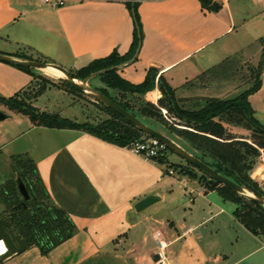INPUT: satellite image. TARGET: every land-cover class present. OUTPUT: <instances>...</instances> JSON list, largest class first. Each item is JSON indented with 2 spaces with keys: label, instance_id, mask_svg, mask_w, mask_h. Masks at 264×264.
Instances as JSON below:
<instances>
[{
  "label": "crops",
  "instance_id": "1",
  "mask_svg": "<svg viewBox=\"0 0 264 264\" xmlns=\"http://www.w3.org/2000/svg\"><path fill=\"white\" fill-rule=\"evenodd\" d=\"M137 1L140 49L134 61H125L117 71L136 84L143 81L149 68H156L176 94L179 89L183 91L184 83L209 67L208 58L215 51L221 59L229 55L225 39L264 9V0H213L219 4L217 10L204 8L199 0ZM64 2L56 6L44 0H0V53L26 52L67 70L82 68L113 52L120 56L130 53L135 22L126 0ZM32 79L30 73L0 62V97L9 98L25 90ZM263 85L262 80L259 90L249 96L251 106ZM228 92L226 89L211 96L222 99ZM197 96L199 100L208 97ZM160 97L157 86L143 95L145 101L154 104ZM4 108L8 116L11 111ZM254 115L258 119L255 109ZM28 121L16 135L8 134L5 145L31 134L22 153L34 162L51 201L72 220L74 232L47 254L28 246L0 260V264H154L152 235L155 230L163 231L166 222L153 217L150 208L137 212L134 206L144 197L156 195L167 200L171 208L176 207L172 189L164 191L168 179L170 184L176 179L166 178L168 174L160 165L135 155L128 146L83 130L35 126ZM232 131L247 134L241 127ZM179 182L186 185L183 179ZM197 183L206 199L210 191L204 192ZM234 210L235 205L232 217L237 226L229 225L234 229L225 237L227 253L209 256L205 263L264 264L263 239L247 230L235 218ZM219 212L224 213L222 208L215 214ZM183 225L168 220L170 231L178 233Z\"/></svg>",
  "mask_w": 264,
  "mask_h": 264
},
{
  "label": "trees",
  "instance_id": "2",
  "mask_svg": "<svg viewBox=\"0 0 264 264\" xmlns=\"http://www.w3.org/2000/svg\"><path fill=\"white\" fill-rule=\"evenodd\" d=\"M199 1L208 10L219 8V4L213 0ZM137 2V0H126V5L135 22V33L130 53L120 56L113 52L105 58L90 62L87 66L68 70L73 78L82 80L91 73L122 64L134 54L141 39ZM12 56L49 62L40 57L33 58L26 52H18ZM232 60L233 58L225 59L218 66L209 69L206 75H200L198 80L215 75V71L225 73L227 67L231 66ZM13 66L30 73L33 79L43 75L35 73L38 70L33 68L21 65ZM263 67L264 60L262 59L257 66L250 68L251 73L243 80V83H251V86L236 97L230 99L206 97L200 99L201 101H198L194 107L184 106L183 103L189 99L178 97L176 89L162 75H158L159 72L156 68H149L143 81L136 84L123 78L117 69H111L96 77L102 86H95V88L139 119L147 118L167 126L169 132L191 145L196 157L218 173L256 194L263 195L264 193L253 177L264 179V166L258 164L254 170L253 168L259 158L264 162V126L255 117L254 109L249 102V96L261 87L260 76ZM33 79L30 85L33 83ZM45 79L47 82L52 81L50 78ZM58 82L80 94H85L60 78ZM156 86L161 92L157 103L145 101L143 95ZM26 89L9 98L0 97V104L11 112L28 117L35 126L83 130L121 147L129 146L134 141L147 137L125 118L102 103L101 106L111 117L97 125H89L61 117L58 114L39 111L32 105L30 101L32 98H29L28 102L26 101V96H28L24 94ZM111 91L116 92V95L113 96ZM41 92L40 90L36 95H40ZM162 109L168 116L177 117L184 128L170 124L163 116ZM233 127H241L248 134L236 135L232 131ZM167 150L166 148L165 153ZM165 153L160 157L159 163L166 164L190 179L197 178L204 188V192L216 191L224 200L231 201L235 205V218L247 230L260 236L264 241V207L236 194L207 175L198 177L195 172L184 170L181 164H169ZM11 166L12 168L17 167L19 179L23 182L29 199L24 200L21 197L16 182L13 180L0 186V204L7 207L14 229L26 240L28 245L36 246L42 254H47L72 236L74 224L64 210L53 204L34 162L28 156H11Z\"/></svg>",
  "mask_w": 264,
  "mask_h": 264
},
{
  "label": "rangeland",
  "instance_id": "3",
  "mask_svg": "<svg viewBox=\"0 0 264 264\" xmlns=\"http://www.w3.org/2000/svg\"><path fill=\"white\" fill-rule=\"evenodd\" d=\"M225 40L227 42L226 46H228L229 42V55L221 59L215 51L213 57L208 58L209 62L207 64L209 67L200 70L196 78L184 83L182 86L183 91L180 89L179 92L177 91L178 94L176 95L178 97L189 99V101L183 103L184 106L194 107L198 101H201L197 96L200 94L215 97L211 95L229 89V92L222 99H230L236 97L251 86V83L244 84L243 80L250 75L251 67L257 66L262 59L264 60V9L256 17L249 18L239 30L237 29V31L230 35V39L226 38ZM230 58H233V60L231 66L227 67L228 69L225 73L215 71V75L206 77L207 79L203 78L198 80L200 75H206L209 69L218 66L222 61ZM207 64L205 63V65ZM36 72L43 75L36 76L33 79V83L24 91V94L28 96L23 95L26 96L27 102L29 98H32L30 100L32 105L39 111L58 114L61 117L89 125L100 124L111 117L105 112L101 103L94 101L90 96L80 94L78 91L59 83V78H56L58 75L50 71H45L47 75L44 71L38 70ZM191 72L194 73V68ZM45 78H50L52 81L47 82ZM260 79L261 84L262 80L264 84V67ZM100 84L97 78H94L88 83L94 89H96L95 86H101ZM40 90L42 92L37 96L36 94ZM111 94L115 96L116 92L111 91ZM252 107L257 111L258 120L264 125V87L258 93V97L252 99ZM1 109H4L5 113L6 109L0 104ZM142 120L149 126L170 137L194 155V149L191 145L182 138L169 132L166 128L167 126L147 118H142ZM26 124H29L27 117L12 112L8 113V116L4 120H0V165L1 171L5 174L12 171L9 157L13 155L23 157L25 154L22 153V148L28 145V138L31 136V134L26 135L18 141H15L12 145H5L9 136L8 134L13 136L15 133L16 135L19 131L26 128ZM165 154L167 155L169 164H181L184 170H191L198 177L205 175L198 169L187 164L174 152L167 150ZM258 164L264 166L261 158L258 159L253 170ZM158 165H160L163 171L170 168L164 163ZM174 171L175 174L173 177L166 175V178H173L176 181L170 184L171 179H168V185L164 186V191H169V189L171 191L172 189L175 194V201L178 202L174 204L177 203V206L171 208V204L167 200H158L148 208H150L153 217L166 222V227L163 231L172 240V244L168 249L171 264H206L205 259L207 257L227 253L229 249V242L225 237L227 232L234 229L229 225L237 226V223L232 217L234 204L229 200H224L216 191H210L206 194V199L203 198L202 189L197 183V178L189 179L188 176L178 173L177 170ZM181 179L185 180L186 187L179 182ZM220 208L223 209L224 213L219 212L220 214L216 215L215 213ZM167 219L184 224L183 228L178 233L170 231ZM188 227H192L191 230L177 238ZM3 251H5V248L0 243V254Z\"/></svg>",
  "mask_w": 264,
  "mask_h": 264
},
{
  "label": "water",
  "instance_id": "4",
  "mask_svg": "<svg viewBox=\"0 0 264 264\" xmlns=\"http://www.w3.org/2000/svg\"><path fill=\"white\" fill-rule=\"evenodd\" d=\"M139 49H140V41L138 43L134 56L131 59L127 60L125 64H128L135 60V58L138 55ZM0 62L11 64V65H21V66L33 68L39 71H43V69H46L48 67H52V68L59 70L64 75V77L60 79L64 80L67 84L84 92L87 96H90L94 101L102 103L103 105L110 108L117 114L121 115L123 118H125L128 122H130L134 127H136L139 131H141L147 137L154 138L160 141L162 144L165 145V147L168 150L174 152L182 160H184L187 164L194 166L200 172L207 175L210 179L217 181L219 184H222L228 187L236 194L241 195L249 200H252L255 203L264 207V194L263 195L256 194L250 191L249 189H247L246 187H243L237 184L236 182H234L233 180L227 178L226 176L218 173L216 170H214L208 164L200 160L198 157L189 153L186 149L181 147L170 137L158 131L157 129L149 126L144 121H142L141 119H139L138 117H136L135 115H133L132 113L124 109L122 106L114 102L110 97L102 94L98 90L91 88L88 85L89 81L102 75L103 73L111 69L121 68L123 66V63L117 66H114V67L96 71L94 73H91L89 76L85 77L84 79L78 80L76 78H73L67 69L55 63L22 59V58H18V57L9 55V54H4V53H0ZM6 117L7 115L4 112L0 111V120H4ZM11 179L12 177H6L4 175H0V186L2 185V183L8 180H11ZM253 179L257 182L260 189L264 193V179H258L254 177ZM17 182H18L17 187H18V191L20 195L22 196L24 200H28L29 195H28V192L23 182L20 179H18ZM158 200H159L158 196L148 195L144 197L142 200L138 201L135 204L134 208L137 212H140L146 209L147 207L151 206ZM5 211H6V207L3 204H0V241H2L6 247V251L0 255L1 261L9 258L10 256L14 254H18V253L25 251L29 246L26 240L22 238L14 229L13 224H12V217L3 215Z\"/></svg>",
  "mask_w": 264,
  "mask_h": 264
},
{
  "label": "built area",
  "instance_id": "5",
  "mask_svg": "<svg viewBox=\"0 0 264 264\" xmlns=\"http://www.w3.org/2000/svg\"><path fill=\"white\" fill-rule=\"evenodd\" d=\"M44 2L53 3V5L56 6L65 4L64 0H44ZM162 114L170 124L179 128H184L177 117L168 116L164 109H162ZM128 147L135 155L141 156L146 160H150L154 164H160V157L163 156L166 150L164 144L150 137L136 140ZM164 172L168 175H174L175 173V171L171 168H168ZM152 238L155 246L154 264H171V259L168 255V249L172 244V240H170L162 230H155Z\"/></svg>",
  "mask_w": 264,
  "mask_h": 264
},
{
  "label": "flooded vegetation",
  "instance_id": "6",
  "mask_svg": "<svg viewBox=\"0 0 264 264\" xmlns=\"http://www.w3.org/2000/svg\"><path fill=\"white\" fill-rule=\"evenodd\" d=\"M1 111V110H0ZM9 160H10V164H11V156L9 157ZM11 168H12V166H11ZM0 175H4V176H6V177H12V179L11 180H8V181H6V182H9V181H15L16 182V187H17V185H18V182H17V180L19 179V175H18V169H17V167H15V168H12V171L10 172V173H7V174H5L4 172H2L1 171V165H0ZM6 182H4V183H6ZM4 183H2V184H4ZM17 190H18V187H17ZM22 197V196H21ZM5 206V205H4ZM6 207V206H5ZM8 209H7V207H6V211H5V213L3 214V215H6V216H9L8 215ZM1 243V242H0ZM4 252V251H3Z\"/></svg>",
  "mask_w": 264,
  "mask_h": 264
},
{
  "label": "bare ground",
  "instance_id": "7",
  "mask_svg": "<svg viewBox=\"0 0 264 264\" xmlns=\"http://www.w3.org/2000/svg\"><path fill=\"white\" fill-rule=\"evenodd\" d=\"M43 71H44V72H45V71H46V72L50 71V72H52V73L58 75V77H60V78H63V77H64V75H63L62 72H60L59 70H57V69H55V68H52V67H48V68H46V69H43ZM0 242L2 243V245L4 246L5 251H6V247H5L4 243H3L2 241H0ZM5 251H4V252H5ZM4 252H1V254H3ZM1 254H0V255H1Z\"/></svg>",
  "mask_w": 264,
  "mask_h": 264
}]
</instances>
